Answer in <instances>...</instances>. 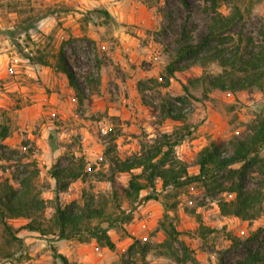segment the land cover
<instances>
[{
	"label": "rangeland",
	"instance_id": "obj_1",
	"mask_svg": "<svg viewBox=\"0 0 264 264\" xmlns=\"http://www.w3.org/2000/svg\"><path fill=\"white\" fill-rule=\"evenodd\" d=\"M236 8L240 14L231 33L236 39L242 36L244 41L249 37L258 41L264 31V0H227L218 7L227 15ZM211 16L205 0H0V127L10 130L8 138L0 139V145L9 147L6 158L0 157V181L8 179L19 187V171L27 167L22 177L28 176L38 167L33 191L47 200L34 220L44 229L42 233L27 228L29 218L9 219L11 231L0 223V264H62L53 256L51 243L72 264H122L123 254L135 239L154 245L146 254L150 264H231L245 256L246 245L258 248L253 237L257 232L259 239L264 235V213L254 220L224 216L217 198L207 195L198 183L162 189L158 180L159 199L138 206L128 222L110 230L114 249L99 245L95 239H57L58 228L53 222L55 180L50 169L59 159L68 165L80 155L86 158L89 175L73 181L61 194V201L82 202L86 191L95 194L97 204L109 212L119 214L118 205L131 209L121 188L118 198L113 197L112 187L101 179L100 171L109 167L103 157L112 126L109 106L126 104L128 109L131 103L127 99L133 90L138 103L154 116L150 119L152 128L137 124L131 130L133 121L126 120L111 157L125 158L140 151L147 138L153 141L163 133L184 132L183 124L167 117L161 104L168 97L182 95V83H186L194 97H189L184 121L200 126L175 151L191 175L199 172V151L211 140H229L243 133L264 113V89L233 93L211 87L207 76L223 71L218 62L179 70L175 86L171 87V82L165 86L166 66L176 58L183 30L197 42L207 33ZM61 47L87 90L82 104L66 74L55 67H48L45 74L41 66L24 56L38 55L41 50L55 66ZM99 59L101 78L95 75L88 83L84 76L96 71ZM177 66L183 67L185 62ZM195 79L199 81L192 83ZM104 128H108L107 134L102 132ZM27 139L31 142L23 146ZM184 143L190 147H183ZM129 178V173L117 174L121 185H127ZM260 181L261 175L253 173L245 186L257 187ZM150 191L147 188L141 195ZM218 197L231 200L235 194L226 192ZM171 222L180 231V242H173V248L158 246L172 240Z\"/></svg>",
	"mask_w": 264,
	"mask_h": 264
},
{
	"label": "trees",
	"instance_id": "obj_2",
	"mask_svg": "<svg viewBox=\"0 0 264 264\" xmlns=\"http://www.w3.org/2000/svg\"><path fill=\"white\" fill-rule=\"evenodd\" d=\"M209 4L212 16L207 33L199 40L194 41L193 36L185 29L178 40L176 58L166 66L167 76L165 86L170 84V79L179 70L192 65L214 61L223 67V71L215 76H207V81L213 89L222 91L263 90L264 89V31L258 41L249 37L244 41L242 36L238 39L231 33L237 22L239 8L230 15L222 13L218 7L221 2L227 0H205ZM9 34L12 31H8ZM39 54L24 53V56L32 63L47 67H55L56 70L67 75L70 85L75 91L79 103H83L87 94L82 78L75 72L67 59L64 47L57 54V63L54 66L43 51ZM178 62H185V66L178 67ZM96 71H90L84 77L90 83L95 75L101 78L102 62L96 64ZM98 79V80H99ZM198 82L195 79L193 82ZM183 94L176 97H168L161 104V110L173 121H180L183 131L175 133H163L159 139H145L141 143V150L121 158L111 157L116 149V140L122 130V120L119 116L108 114L110 124V141L106 145L103 157L109 167L100 171L101 179H106L111 187L113 197L118 198L119 188L130 201L131 209L125 210L118 205L119 214L109 212L105 206L98 205L93 193L84 191L82 202L73 200L69 203L61 201V194L65 192L75 180H85L89 175L87 161L84 155H80L77 161H70L64 165L59 159L51 169V177L55 180L54 203L55 212L53 222L58 228L57 239L80 240L95 239L101 246L110 249L115 248L110 230L128 222L133 212L148 200L159 199L156 189L158 180L162 182V189L169 187H183L191 184H200L207 195L217 198L220 212L224 216H236L243 220H254L264 213V113L252 121L241 134L233 135L229 140L213 139L204 146L198 154L196 165L199 172L191 175L188 165L176 155L175 148L182 143L187 136L193 133L200 124L191 125L184 121L185 107L190 104V88L182 83ZM10 136L9 127H0V139L5 140ZM51 147H57L53 143V134L49 135ZM30 139L23 140L22 145H28ZM0 157L6 158L5 150L8 145H0ZM13 150V149H12ZM105 161V162H106ZM37 165L36 162H34ZM38 166V165H37ZM27 167L16 175L19 187H15L8 179L0 181V223L11 231L8 223L13 218H29L26 225L28 229L42 233L41 225L35 223L39 215L47 206V200L39 193L33 191V180L39 175L40 169L23 176ZM138 169L139 173L134 171ZM118 173H129L127 185H121L117 181ZM253 173L261 175L259 186L246 188L245 181ZM120 184V185H119ZM151 188L146 195L142 191ZM234 193L235 197L227 200L218 197L222 193ZM259 233L254 234L253 239L258 242V248L246 245V254L231 264H264V235L259 239ZM45 234V233H43ZM180 231L171 222L170 236L158 246L173 248V242H180ZM181 248L188 251L184 243ZM154 245L149 242L135 239L122 256V264H150L146 254ZM53 256L60 259L62 264H72L69 258L60 253L51 243Z\"/></svg>",
	"mask_w": 264,
	"mask_h": 264
},
{
	"label": "crops",
	"instance_id": "obj_3",
	"mask_svg": "<svg viewBox=\"0 0 264 264\" xmlns=\"http://www.w3.org/2000/svg\"><path fill=\"white\" fill-rule=\"evenodd\" d=\"M93 38H97V36L95 37L93 35ZM123 37H121L120 40L123 41L122 39ZM124 42V41H123ZM124 44L126 45V43L124 42ZM38 64H36L37 66ZM42 67L43 69V72H45V74H47L49 72L50 69H48L47 66H42V65H39ZM176 74V73H175ZM42 76V74H41ZM45 82H47V86L49 87V79L47 78V76L45 77ZM170 86L173 87L175 86V83L177 81L174 80V77L170 79ZM169 86V87H170ZM131 103V105L129 106V108L127 109V107H125L126 104H119V105H112L110 104L109 106V113L110 115H115V116H119L122 120V125L123 123L126 121V120H132L133 123L131 125V130L135 129L136 128V125H143L144 127L147 126L149 127L150 126V119L151 118H154V116L152 114H150L146 107L144 105H142L140 102L138 103V99L135 98V95H134V90H133V94H132V97L127 99V103ZM152 126H150L149 129H151ZM160 129H162L160 127ZM151 135H149L148 137H150ZM183 147H186V148H189L190 145L188 143H184L182 145Z\"/></svg>",
	"mask_w": 264,
	"mask_h": 264
},
{
	"label": "built area",
	"instance_id": "obj_4",
	"mask_svg": "<svg viewBox=\"0 0 264 264\" xmlns=\"http://www.w3.org/2000/svg\"><path fill=\"white\" fill-rule=\"evenodd\" d=\"M158 58V56H155V59H157ZM102 132L104 133V134H107V132H108V128H104V129H102Z\"/></svg>",
	"mask_w": 264,
	"mask_h": 264
}]
</instances>
